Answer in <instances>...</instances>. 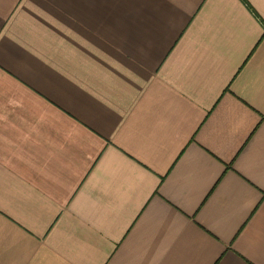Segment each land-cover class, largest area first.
Masks as SVG:
<instances>
[{
  "label": "crops",
  "instance_id": "1",
  "mask_svg": "<svg viewBox=\"0 0 264 264\" xmlns=\"http://www.w3.org/2000/svg\"><path fill=\"white\" fill-rule=\"evenodd\" d=\"M0 264H264V0H0Z\"/></svg>",
  "mask_w": 264,
  "mask_h": 264
}]
</instances>
